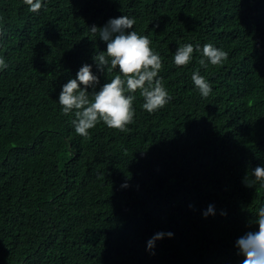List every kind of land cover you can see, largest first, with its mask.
<instances>
[{
    "label": "trees",
    "instance_id": "1",
    "mask_svg": "<svg viewBox=\"0 0 264 264\" xmlns=\"http://www.w3.org/2000/svg\"><path fill=\"white\" fill-rule=\"evenodd\" d=\"M122 14L160 53L172 99L148 113L137 91L124 130L101 122L79 136L59 86L105 47L89 26ZM0 31V264H239L234 241L264 203L242 182L264 163V0H46L35 13L0 0ZM184 42L228 57L178 67ZM160 230L174 236L153 255L146 241Z\"/></svg>",
    "mask_w": 264,
    "mask_h": 264
},
{
    "label": "clouds",
    "instance_id": "2",
    "mask_svg": "<svg viewBox=\"0 0 264 264\" xmlns=\"http://www.w3.org/2000/svg\"><path fill=\"white\" fill-rule=\"evenodd\" d=\"M29 12H38L46 4V0H24ZM136 17L119 15L109 17L103 25L92 24L90 32L105 47L91 53V62H82L74 75H69L66 82L59 86L56 100L60 112L71 116L74 132L82 137L90 135L98 123L108 128L124 130L136 114L133 102L136 93L142 98L140 107L153 113L162 109L170 102L168 89L164 85L163 77L159 75L163 60L152 45L146 34L137 32L134 28ZM158 25H153V31ZM4 32L0 31V39ZM195 53V55H194ZM228 57L223 48L212 43H177L172 52L171 61L176 66H186L194 59L201 68L209 65H220ZM9 67L4 56H0V72ZM101 82V77H106ZM191 81L194 89L202 98H207L212 92L211 83L201 75L199 68L192 70ZM242 182L247 187L258 184L264 189V163L250 168ZM127 182L121 187H127ZM189 207H192L190 204ZM215 206L209 203L202 210L206 218L215 215ZM221 215H226L221 210ZM247 224L251 227L234 241L237 254L242 257L239 264H264V203L255 216ZM172 231L160 230L153 233L146 241V251L155 254L156 242L165 237L172 238Z\"/></svg>",
    "mask_w": 264,
    "mask_h": 264
}]
</instances>
